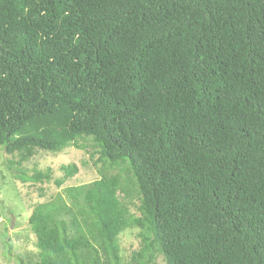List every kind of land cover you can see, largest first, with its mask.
Segmentation results:
<instances>
[{
	"label": "trees",
	"instance_id": "obj_1",
	"mask_svg": "<svg viewBox=\"0 0 264 264\" xmlns=\"http://www.w3.org/2000/svg\"><path fill=\"white\" fill-rule=\"evenodd\" d=\"M90 141L128 165L139 214L116 174L68 186L35 207L40 259L21 264H122L131 227L129 264H264V0H0L14 176L61 187L76 163L24 162Z\"/></svg>",
	"mask_w": 264,
	"mask_h": 264
},
{
	"label": "rangeland",
	"instance_id": "obj_2",
	"mask_svg": "<svg viewBox=\"0 0 264 264\" xmlns=\"http://www.w3.org/2000/svg\"><path fill=\"white\" fill-rule=\"evenodd\" d=\"M87 144L86 148L70 146L60 153L39 150L36 155L24 162L23 167L28 174H33L35 169L46 170L52 167L54 176L63 175L62 166L76 163L79 167L78 173L61 187H57L54 182H24L16 178L10 169V160H18L20 157L6 153L0 145V264H21V257L28 261L39 260L40 249L30 224V216L35 207L59 195L71 203L72 199L66 194L68 186L91 183L100 178L102 173L120 176L123 185L121 196L129 205L131 213L139 214L138 188L131 180L132 174L128 170V165L123 162L113 164L107 159L96 163L100 155L93 156L94 148L91 141ZM67 217L70 219L72 213ZM75 229L76 227L72 226L73 232ZM139 233L138 228L131 227L120 234L122 264H129L134 252L142 247ZM155 260L156 264H166L162 254H157ZM105 264L115 262L106 260Z\"/></svg>",
	"mask_w": 264,
	"mask_h": 264
}]
</instances>
